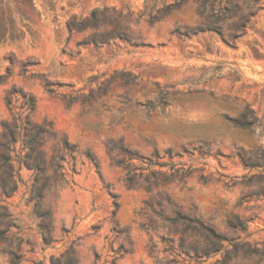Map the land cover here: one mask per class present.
<instances>
[{"label": "rangeland", "instance_id": "rangeland-1", "mask_svg": "<svg viewBox=\"0 0 264 264\" xmlns=\"http://www.w3.org/2000/svg\"><path fill=\"white\" fill-rule=\"evenodd\" d=\"M34 1L32 31L0 47V143L13 88L36 98L33 122L58 137L36 153L21 139L0 147V264H264V126L243 131L223 118L244 105L264 117V10L234 46L198 32L210 23L203 0H54L53 10ZM94 10L103 29L69 31ZM240 15L220 24L226 37ZM104 32L120 37L86 44ZM115 75L98 112L67 105L92 77ZM63 141L73 155L59 151ZM38 152L44 164L33 168Z\"/></svg>", "mask_w": 264, "mask_h": 264}, {"label": "trees", "instance_id": "trees-1", "mask_svg": "<svg viewBox=\"0 0 264 264\" xmlns=\"http://www.w3.org/2000/svg\"><path fill=\"white\" fill-rule=\"evenodd\" d=\"M263 0H245L244 3H241L242 0H203L200 11L201 17H206L209 24L204 25L198 30L199 33L203 32H216L218 31L221 35L223 41L227 44H237V41L240 37L244 36L249 29L252 20L257 17V15L264 10L262 5ZM54 0H48L47 6L51 8L50 10L55 9ZM241 14L238 20V23L231 28L233 31L228 37L221 31L222 25L225 24L227 19L233 18ZM41 16V13L37 12L36 4L34 0H0V47L7 44H16L21 41L25 32L23 28H27L28 31L33 29V17ZM122 17V14H119V18ZM222 24V25H220ZM220 25V27H219ZM106 26V19H103L100 23L98 19V12L94 10L91 16L87 19L82 18H72L68 22V29L70 32L74 30L84 31L88 28L94 30H101ZM120 35L117 32L112 34L101 33L97 38H93L91 41H87L86 44H109L110 40ZM256 56H260L257 51H255ZM219 72V69H216ZM213 77L219 75V73H214ZM125 86H128L134 83L135 78H131L130 75L125 74L124 71L118 74ZM102 76H94L89 80V92L82 93L84 89H80L74 92L76 97L70 98L67 102V105L70 107L75 102L81 101L83 106H90L89 110L92 112H98L99 107L104 105L103 103L95 104L98 99L105 96L108 92L109 86L112 85L116 80L117 76H113L110 80H104L100 82ZM93 84H96V87H93ZM50 88V84L47 85ZM50 93H53L50 90ZM169 96L168 87L162 89L159 92V101L167 103ZM7 106L12 113L13 120L12 122H6L4 127L3 139L7 142L6 144H1L0 147H6V145L14 144L18 140L24 141V146L31 153H36L38 148L42 147V143L45 139L54 138L56 139L57 133L54 130V127L51 123L37 124L32 120V113L36 109L37 100L33 95H30L20 89L13 88L7 98ZM21 102L22 105L20 109H24L23 112H16V109H19L17 103ZM226 123L230 126H233L239 130L250 131L258 126H264V117L258 118L254 110L250 105L242 106V112L238 117H230L229 115L223 116ZM119 153L125 158L139 159V160H148V165H152V158L143 157L137 153L131 152L129 149L125 148L123 145L117 149ZM66 155H73L75 153V147L70 145L68 141H63L61 150ZM260 151H262L260 149ZM157 154V153H156ZM156 156V155H155ZM62 160H64L62 158ZM122 163V162H121ZM44 164L41 157V153L38 152V156L33 168H38L40 165ZM132 180H129V183L132 184ZM115 198V208L116 212L119 209V203ZM173 213L179 217L177 221L187 224L188 226H193L201 232L202 235H205L206 239L216 238V233L207 227L199 218L183 216L178 210H174ZM249 245V244H243ZM259 250H253L249 246L246 253L247 254H259ZM264 253V251H262Z\"/></svg>", "mask_w": 264, "mask_h": 264}]
</instances>
